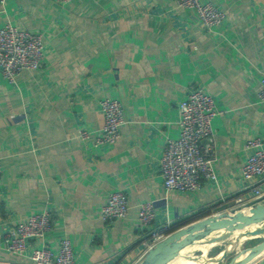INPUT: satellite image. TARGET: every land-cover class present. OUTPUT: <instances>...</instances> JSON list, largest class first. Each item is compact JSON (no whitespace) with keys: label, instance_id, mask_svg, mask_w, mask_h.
Here are the masks:
<instances>
[{"label":"crops","instance_id":"obj_1","mask_svg":"<svg viewBox=\"0 0 264 264\" xmlns=\"http://www.w3.org/2000/svg\"><path fill=\"white\" fill-rule=\"evenodd\" d=\"M201 1L225 12L219 26L207 28L177 0H6L0 28L10 22L42 35L45 53L41 67L15 83L0 70L2 264H33L7 251L4 238L45 210L51 230L35 245L56 253L69 237L76 264H130L152 230L172 234L204 214L231 212L240 197L250 204L242 168L248 140L264 143V0ZM197 88L220 112L212 122L217 181L204 179L196 192L168 191L165 144L179 137L180 104ZM104 98L122 103L125 122L117 142L98 145ZM117 191L128 198V215L104 221L102 209ZM146 201L156 217L143 230Z\"/></svg>","mask_w":264,"mask_h":264},{"label":"built area","instance_id":"obj_2","mask_svg":"<svg viewBox=\"0 0 264 264\" xmlns=\"http://www.w3.org/2000/svg\"><path fill=\"white\" fill-rule=\"evenodd\" d=\"M56 1L69 3L74 0ZM5 3L6 0H0V12ZM177 5L182 9H194L209 29L219 26L226 17L225 12L214 4L203 3L201 0H177ZM44 53L45 43L42 35L20 29L10 22L0 28V70L9 82L15 83L24 71L38 70L42 65ZM259 98L264 102V73L261 78ZM101 108L104 124L95 141L98 145L113 144L121 137V128L125 122L124 108L119 100L112 98H104L101 101ZM219 114L213 96L201 88L191 90L181 102L180 135L176 139H167L161 159L164 186L168 191L196 192L201 188L204 179L217 181L212 122ZM79 135L87 140L92 134L80 129ZM247 148L251 153L243 165L242 177L245 181V189L251 194L252 200L250 204H246L241 197L238 198L231 208L232 211L228 213L248 210L254 204L264 202L263 140L258 137L252 138L248 140ZM1 175L0 162V178ZM128 212L129 201L126 194L117 191L110 194L108 202L102 209V218L104 221H115L125 218ZM155 217L154 202H143L139 213L143 230L153 224ZM169 229L168 226L165 227V230ZM50 230V212L45 210L34 214L6 233L5 248L7 251L28 256L33 264H76L73 243L69 237L61 240L56 253L45 244L35 245L38 240H44ZM169 235L160 230H152L143 242L145 248L140 260ZM140 260L130 264H138Z\"/></svg>","mask_w":264,"mask_h":264},{"label":"water","instance_id":"obj_3","mask_svg":"<svg viewBox=\"0 0 264 264\" xmlns=\"http://www.w3.org/2000/svg\"><path fill=\"white\" fill-rule=\"evenodd\" d=\"M253 225H260V228L253 230L251 236H264V202L254 204L247 212L245 210L233 213L223 212L180 228L149 250L138 264H166L184 250L197 247L210 235L234 232L243 235L242 230ZM255 249L264 250V242Z\"/></svg>","mask_w":264,"mask_h":264},{"label":"rangeland","instance_id":"obj_4","mask_svg":"<svg viewBox=\"0 0 264 264\" xmlns=\"http://www.w3.org/2000/svg\"><path fill=\"white\" fill-rule=\"evenodd\" d=\"M264 242V236L253 237L251 234L240 235L239 233L226 236L206 251L203 249L189 250L186 255L188 259H183V264H191V261L202 264H233L234 261L242 256L248 258V254L257 246ZM192 256V257H191ZM264 257L261 256L262 259ZM258 259V260H259Z\"/></svg>","mask_w":264,"mask_h":264},{"label":"bare ground","instance_id":"obj_5","mask_svg":"<svg viewBox=\"0 0 264 264\" xmlns=\"http://www.w3.org/2000/svg\"><path fill=\"white\" fill-rule=\"evenodd\" d=\"M253 227L254 228H252V229H249L250 227L245 228V230L243 229L242 234L243 235L251 234L253 232V230L260 228V225H253ZM236 233L237 232H234L231 234H236ZM231 234H213V235H210L209 237L204 239L201 244H199L197 247H195L191 250L203 249L206 251L209 247H211L212 245H214L218 242H221L226 236L231 235ZM188 253H189V250H184L183 252L177 254L175 257L171 258L166 264H173V263L174 264H183L181 262V260L188 259V257L186 256ZM263 254H264V250L255 249L248 254L249 256L247 259H244L245 257L242 256V257L236 259L233 264H249L251 261L256 260L258 257L262 256ZM188 263L189 262H187L186 264H188ZM191 264H202V263H196L195 261H191Z\"/></svg>","mask_w":264,"mask_h":264},{"label":"trees","instance_id":"obj_6","mask_svg":"<svg viewBox=\"0 0 264 264\" xmlns=\"http://www.w3.org/2000/svg\"><path fill=\"white\" fill-rule=\"evenodd\" d=\"M207 215H209V214H204V215H202L201 217L202 218H204V217H206ZM181 227V226H180ZM177 229H179V227L178 228H175V230H177ZM174 231V230H173Z\"/></svg>","mask_w":264,"mask_h":264}]
</instances>
